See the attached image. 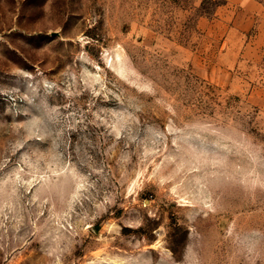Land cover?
Masks as SVG:
<instances>
[{"label": "rangeland", "instance_id": "rangeland-1", "mask_svg": "<svg viewBox=\"0 0 264 264\" xmlns=\"http://www.w3.org/2000/svg\"><path fill=\"white\" fill-rule=\"evenodd\" d=\"M0 264H264V0H0Z\"/></svg>", "mask_w": 264, "mask_h": 264}]
</instances>
